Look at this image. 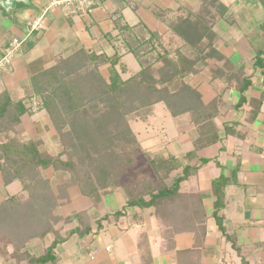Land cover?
<instances>
[{"label": "crops", "instance_id": "obj_1", "mask_svg": "<svg viewBox=\"0 0 264 264\" xmlns=\"http://www.w3.org/2000/svg\"><path fill=\"white\" fill-rule=\"evenodd\" d=\"M48 3L0 0V53L13 39L21 41L11 67L0 72V113L21 103L26 109L13 127L0 125V144L38 142L41 152L57 155L59 137L47 111L34 106L39 100L33 82L82 50L118 54L126 72L117 69L128 80L141 67L132 70L127 62L134 55L124 47L120 26H129L140 40L158 33L162 44L170 35L181 40L172 25L195 16L212 24L213 48L224 59L208 60L185 80L198 95L196 107L202 105L195 116L175 118L163 103L153 108V119L165 110L160 128L168 140L155 155L174 156L182 166L165 183L172 186L191 167L178 193L165 195L157 207H128L121 189L85 195L68 172L52 167L41 170L49 187L46 207L47 196L4 175L0 154V264H39L51 249L53 258L45 264H264V75L255 63L264 51V0H97L88 18L66 16L61 8L44 13ZM40 18L42 28L32 31L29 24ZM182 44L180 50L190 54ZM100 70L110 77L109 64ZM218 71L227 76L213 78ZM247 79L246 103L238 107ZM202 131L216 142L196 150ZM33 214L43 228L48 221L47 231L30 227Z\"/></svg>", "mask_w": 264, "mask_h": 264}, {"label": "trees", "instance_id": "obj_2", "mask_svg": "<svg viewBox=\"0 0 264 264\" xmlns=\"http://www.w3.org/2000/svg\"><path fill=\"white\" fill-rule=\"evenodd\" d=\"M194 17L190 16L172 25L174 33L192 49L191 55L180 49L175 54L167 50L159 51L157 44L161 43L158 33L150 32L149 39L142 41L129 26H120L124 47L137 58L141 66V71L128 80H123L117 69L120 66L121 72H126V66L121 63L118 54L108 57L85 50L60 59L54 67L37 77L33 82V95L38 97L39 108L47 111L50 123L64 145V151L51 156L39 150L38 142L20 143L9 140L0 144V154L6 159L1 166L4 175L20 178L30 193L39 192L42 196H47L44 204L46 207L49 205V187L48 182L42 178L41 170L50 167L68 172L73 183L88 196L100 195L110 189H121L126 195L128 207H157V203L165 195L178 193L179 184L188 177L191 167H185L184 175L175 178L172 186H168L165 180L182 167L181 163L174 156L152 157L141 153L140 144L128 119L130 115L141 111L152 113L154 106L159 103L165 104L175 118L185 113H190L193 117L201 109L202 105L196 107L197 93L186 85L185 80L198 74L200 67L206 65L208 60L216 58L222 61L224 58L213 48L212 24L198 22ZM147 47L149 50H146ZM152 55L156 57L152 58ZM255 63L264 75V51L258 52ZM106 64H109L108 79L102 76L100 70ZM224 76H227L224 71H218L212 77ZM179 80L182 81V86L178 90H172V85ZM250 85L251 80L247 79L244 86L239 88L241 100L238 107L246 103V92ZM18 106L19 108H6L0 113V125L11 123L13 127L18 123L21 113L26 111L23 103ZM15 109L19 110L17 115L14 113ZM205 110L203 107L202 112L205 113ZM67 119L70 120L71 127L78 126L84 133L80 139L81 151L80 148H69V143H75L79 138H75L72 131L66 129ZM215 142L216 138L209 134L204 136L202 131L195 142V148L198 150ZM63 156L68 158L64 159ZM142 156L145 160H142ZM83 157L85 160H82ZM201 163L205 164L207 161ZM119 165L123 169L127 168L126 165L133 167L134 175H125ZM121 175L127 177L124 183L120 180ZM146 197L149 200L146 201ZM220 201L218 196L221 204ZM27 206L35 207L31 202ZM121 214L123 212L118 215ZM35 217V214L29 216L32 218L30 227L47 231L48 221L44 219L42 223H46V227L43 228ZM52 253L53 250H49L37 263L49 262L53 258Z\"/></svg>", "mask_w": 264, "mask_h": 264}, {"label": "rangeland", "instance_id": "obj_3", "mask_svg": "<svg viewBox=\"0 0 264 264\" xmlns=\"http://www.w3.org/2000/svg\"><path fill=\"white\" fill-rule=\"evenodd\" d=\"M148 39H149L148 36H144L141 38L142 41H145ZM162 42H163L162 44H157L158 50H159V48H160V50L162 49V47L160 45L167 46L168 48H170L172 45H174V42H175L174 48L170 49L171 50L170 52H175L176 50L182 49L183 47H180V46H184L182 43H185L183 40H179V39H177L171 35L168 38L163 39ZM146 50H149V47H147ZM186 51L187 50H183V53H186ZM191 54H193V53H190L188 55H191ZM154 57H156V56L152 55V58H154ZM137 61L138 60L136 59V57H134L132 55H130V57H128L127 62L130 64V66L132 64V66H131L132 70H135V68H137V70L139 69V65H138L139 62L137 63ZM149 61H152V59ZM133 66H135V67H133ZM180 87H181V84L178 83V84L173 86V90H178ZM46 93L47 92H45L44 94L47 95ZM164 105L162 104V106L165 108ZM164 111L165 110H163V109H160L159 111H157V113H156L157 117L155 119L152 118V113L149 114L146 111H141V112L136 113L134 115H130V117L128 119V123H129L132 131L134 132L139 144H140L141 153L149 154L152 157H154V156H156L155 153L157 152L155 150H157L160 145H165L167 143L168 140L164 136V129L160 128V125L163 124L160 122V120H162V118L165 117ZM170 119L172 121L171 117H170ZM77 127H71V122L69 119H67L66 129L71 130L72 131L71 134H73L75 138L76 137L79 138L78 140H75V143H69L68 142L69 148H72L74 150L75 149L79 150L78 148L81 147V145H80L81 140L80 139L84 135L82 130L80 128H77ZM67 140H70V142H72L71 139L67 138ZM77 141H79V144ZM57 143H58V147H57L56 152L58 154V153H61L62 151H64V145H63V143L60 142V140H59V142L57 141ZM125 147H126V145H125ZM79 151H81V148ZM161 155H163V153ZM63 158L67 159L68 156H63ZM83 159L85 160L84 157L82 158V160ZM142 160H145V158L143 157ZM126 166H127V168L123 169L122 166L119 165V167L121 168V170L123 171V173L125 175H128V176L134 175V173H135L134 168L129 166V165H126ZM125 175L120 176V180L123 181V183L126 181L125 179L127 178Z\"/></svg>", "mask_w": 264, "mask_h": 264}, {"label": "built area", "instance_id": "obj_4", "mask_svg": "<svg viewBox=\"0 0 264 264\" xmlns=\"http://www.w3.org/2000/svg\"><path fill=\"white\" fill-rule=\"evenodd\" d=\"M97 0H49L47 7L44 9V13H47L53 8H61L65 15L76 14L82 18L91 17L96 9ZM42 18L29 24L32 31L40 30L42 28ZM21 46L19 39H13L10 45L4 48L0 53V72L6 71L12 65L14 58ZM38 102L34 103V106H38ZM111 247L107 250L111 251ZM97 250L92 253L91 258L95 259Z\"/></svg>", "mask_w": 264, "mask_h": 264}]
</instances>
